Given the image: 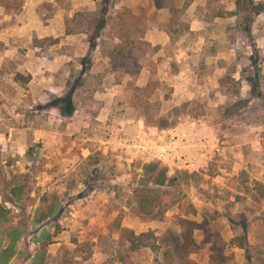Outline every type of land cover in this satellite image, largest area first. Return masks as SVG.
<instances>
[{
  "label": "rangeland",
  "instance_id": "1",
  "mask_svg": "<svg viewBox=\"0 0 264 264\" xmlns=\"http://www.w3.org/2000/svg\"><path fill=\"white\" fill-rule=\"evenodd\" d=\"M168 2L0 0V264H264V0Z\"/></svg>",
  "mask_w": 264,
  "mask_h": 264
},
{
  "label": "trees",
  "instance_id": "2",
  "mask_svg": "<svg viewBox=\"0 0 264 264\" xmlns=\"http://www.w3.org/2000/svg\"><path fill=\"white\" fill-rule=\"evenodd\" d=\"M156 8H166L169 7L168 0H153ZM115 0H100L99 3V12L96 15H100L99 20H102V17L105 16L106 11L109 5H116ZM259 12H262V8L259 9ZM72 90L69 91L65 98H59L56 100V104L60 106L61 112L63 114H71L75 110ZM145 176H148L151 179L153 187L150 191L156 190V188H160L167 183L171 182L168 177V170L166 167L161 166L160 163H148L145 165ZM152 203L146 202V205L150 206ZM146 205H143L142 208H146ZM55 207L50 206L49 212H54ZM205 222L201 223H189V226L185 227L183 231H181L178 236H174L173 239L159 238L155 232L149 230L147 232H142L140 234H136L133 230H129L126 228H119L121 232L128 233L127 241L129 242V250L130 251H139L143 248H149L156 255L157 264H191L189 259V249L188 247L195 243L194 231L195 229H205ZM245 225L240 226V228H236L235 237H233L232 242L237 247L242 248L244 250V256L247 259L245 264H254L253 258H251V249L252 242L250 239V234L245 232ZM242 228V229H241ZM49 237L51 235L49 234ZM181 238L182 241L179 239ZM158 240L162 243H158ZM53 242V241H52ZM212 249L216 248V244H214ZM216 251V250H214ZM218 258H221L220 256Z\"/></svg>",
  "mask_w": 264,
  "mask_h": 264
},
{
  "label": "built area",
  "instance_id": "3",
  "mask_svg": "<svg viewBox=\"0 0 264 264\" xmlns=\"http://www.w3.org/2000/svg\"><path fill=\"white\" fill-rule=\"evenodd\" d=\"M161 154L165 156V153H161ZM159 156H160V155H159Z\"/></svg>",
  "mask_w": 264,
  "mask_h": 264
}]
</instances>
